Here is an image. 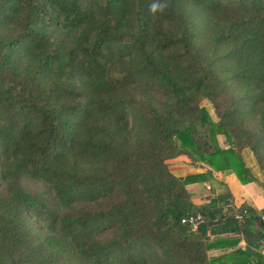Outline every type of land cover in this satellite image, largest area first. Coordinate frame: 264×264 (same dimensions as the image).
Here are the masks:
<instances>
[{
	"label": "trees",
	"instance_id": "obj_1",
	"mask_svg": "<svg viewBox=\"0 0 264 264\" xmlns=\"http://www.w3.org/2000/svg\"><path fill=\"white\" fill-rule=\"evenodd\" d=\"M161 2L0 0V264H264V0Z\"/></svg>",
	"mask_w": 264,
	"mask_h": 264
},
{
	"label": "crops",
	"instance_id": "obj_2",
	"mask_svg": "<svg viewBox=\"0 0 264 264\" xmlns=\"http://www.w3.org/2000/svg\"><path fill=\"white\" fill-rule=\"evenodd\" d=\"M181 158L182 166H177L172 169L169 168L170 172L179 177H183L185 175L191 174V173H196V172H201L202 169L194 168L191 165H189L188 160L186 159L185 156H177L175 158ZM173 158V159H175ZM172 159V160H173ZM180 169H185V171H181ZM216 176V174H214ZM217 179L222 180L227 187L229 188L232 197H233V203L235 206H239L241 203H246L253 208L259 210L261 208H264V189L257 185L255 182H249L246 184H241L239 181L235 178L233 174H226L223 175L222 177L219 178V176H216ZM205 184V183H203ZM196 186L198 183H193V184H188V186ZM233 185L235 187H233ZM207 187V186H206ZM253 188H256L259 190L260 193L263 194V197L259 195V192H256ZM190 191V189H189ZM191 192V191H190ZM192 193V192H191ZM201 198V197H200ZM195 199V195L192 193L191 200L195 204L202 203L205 201L204 199ZM243 242V241H242Z\"/></svg>",
	"mask_w": 264,
	"mask_h": 264
},
{
	"label": "rangeland",
	"instance_id": "obj_3",
	"mask_svg": "<svg viewBox=\"0 0 264 264\" xmlns=\"http://www.w3.org/2000/svg\"><path fill=\"white\" fill-rule=\"evenodd\" d=\"M200 104L202 106H204L208 110V113L214 119V115H213V112H212V109H211L209 103L206 100H202L200 102ZM217 141H218V143H219L220 146H225L226 145L225 144V141H224V138L221 135H218L217 136ZM242 158H243V160L245 161V163L248 166H251L252 167L253 160H252L251 153L249 151L244 150L243 153H242ZM180 160H182L180 157L179 158H175L173 160L172 159L168 160V168L172 169V168L177 167V166H182L181 165L182 161H180ZM198 169H200V168H198ZM180 170L181 171H185V169H180ZM214 174H216V176H219V178L222 177L223 175H226V174H222L221 172H214ZM259 182L261 184H264V177L259 176ZM209 184H211V186H212V188H213V190L215 192H217V191L220 192L221 188L216 183H214V182H210V183L205 182V184L198 183V185H196V186H190V185L188 186L187 185V188H188V190L190 189V191L193 193V195H195V199H198V198L201 197L200 199H202V200L204 199L205 200V197H209L211 195V192L208 189ZM256 184L259 185L258 183H256ZM233 187H235V186L233 185ZM261 187H263V186H261ZM253 189L256 192H259L258 189H256V188H253ZM259 195L261 197H263V194L260 193V192H259ZM239 244L243 245L242 242H240ZM260 252L264 254V247L261 248Z\"/></svg>",
	"mask_w": 264,
	"mask_h": 264
},
{
	"label": "built area",
	"instance_id": "obj_4",
	"mask_svg": "<svg viewBox=\"0 0 264 264\" xmlns=\"http://www.w3.org/2000/svg\"><path fill=\"white\" fill-rule=\"evenodd\" d=\"M203 221V217L199 213L189 214L181 219V222L186 223L191 230H194L198 224Z\"/></svg>",
	"mask_w": 264,
	"mask_h": 264
},
{
	"label": "clouds",
	"instance_id": "obj_5",
	"mask_svg": "<svg viewBox=\"0 0 264 264\" xmlns=\"http://www.w3.org/2000/svg\"><path fill=\"white\" fill-rule=\"evenodd\" d=\"M166 3H162L161 0H152V3L149 4V11L156 12L162 11L166 7Z\"/></svg>",
	"mask_w": 264,
	"mask_h": 264
}]
</instances>
